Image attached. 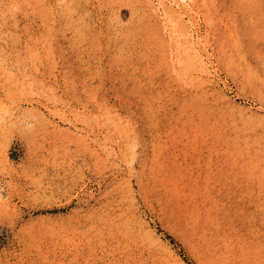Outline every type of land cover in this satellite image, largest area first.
I'll return each instance as SVG.
<instances>
[{
	"label": "rangeland",
	"instance_id": "374dc122",
	"mask_svg": "<svg viewBox=\"0 0 264 264\" xmlns=\"http://www.w3.org/2000/svg\"><path fill=\"white\" fill-rule=\"evenodd\" d=\"M158 2L0 0V264H264V0Z\"/></svg>",
	"mask_w": 264,
	"mask_h": 264
},
{
	"label": "bare ground",
	"instance_id": "6f19581e",
	"mask_svg": "<svg viewBox=\"0 0 264 264\" xmlns=\"http://www.w3.org/2000/svg\"><path fill=\"white\" fill-rule=\"evenodd\" d=\"M175 3V0H173ZM183 1V6L182 8H188V9H192L195 7V0H182ZM173 3V4H174ZM159 7L155 6L154 10L158 13H160V15H162V19H163V24H165L166 29L168 30V32H166L168 34V43L171 44L172 46V42L174 40V37L176 35H178L177 33V20L178 19L176 17L177 13L179 12V10H169L166 7H164L163 4V0H159L158 2ZM149 5L153 6V3H149ZM150 9L152 10V8L150 7ZM148 10V9H147ZM179 29V28H178ZM180 31V30H178ZM162 32V31H161ZM165 32V31H164ZM181 34V33H180ZM182 35V34H181ZM186 38V37H185ZM181 40V38H180ZM177 42V41H176ZM189 42V41H188ZM178 43V42H177ZM187 44V43H186ZM180 45V44H179ZM183 45V44H182ZM178 46V45H177ZM173 47V46H172ZM176 48V47H175ZM169 56L171 58L172 64H173V68H174V72L177 76L179 77H188V74L191 73V71L195 69V71H197L196 69H199V59L202 58L201 54L199 52H196L192 47L190 46H186L183 49H179L177 53L174 52V50H171L169 53ZM171 67V66H170ZM177 72V73H176ZM1 107V106H0ZM3 112V111H2ZM1 112V113H2ZM4 113V112H3ZM2 114L0 115V126H1V120H2ZM134 232V231H133ZM135 233V232H134ZM135 237V236H134ZM131 243V242H130ZM133 245V244H132Z\"/></svg>",
	"mask_w": 264,
	"mask_h": 264
}]
</instances>
